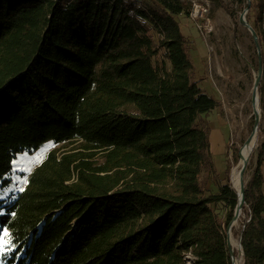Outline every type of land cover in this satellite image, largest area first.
Instances as JSON below:
<instances>
[{
	"label": "trees",
	"instance_id": "16d2710c",
	"mask_svg": "<svg viewBox=\"0 0 264 264\" xmlns=\"http://www.w3.org/2000/svg\"><path fill=\"white\" fill-rule=\"evenodd\" d=\"M247 7L264 94V0ZM189 12L183 0H0V188L19 154L61 146L0 199V264H233L238 195L210 186L198 119L219 103L194 78L177 19ZM263 160L264 139L243 264H264Z\"/></svg>",
	"mask_w": 264,
	"mask_h": 264
},
{
	"label": "rangeland",
	"instance_id": "374dc122",
	"mask_svg": "<svg viewBox=\"0 0 264 264\" xmlns=\"http://www.w3.org/2000/svg\"><path fill=\"white\" fill-rule=\"evenodd\" d=\"M190 6L188 0H183ZM208 2L209 11L200 22L187 15L177 19L181 31L192 39L190 55L194 65V78L218 105L202 113L198 122L208 131L215 174L210 177V186L218 191L219 184L230 182L232 172L239 161L242 145L254 133L257 142L245 171V184L251 179L257 166L259 147L264 139V94L263 75L257 92L260 97V114L257 129L253 93L259 73V55L250 29L241 22L247 19L248 0H201ZM61 148L53 142L43 144L34 153H21L14 161L12 181L6 188H0V199L22 189L27 177L53 149ZM235 190V189H234ZM236 191V190H235ZM249 211L242 209L237 220H233L230 237L233 239L234 257L238 264L244 263L243 248L238 246L244 222ZM5 239V238H4ZM6 240V239H5ZM6 246L1 247L4 249Z\"/></svg>",
	"mask_w": 264,
	"mask_h": 264
},
{
	"label": "water",
	"instance_id": "95a60500",
	"mask_svg": "<svg viewBox=\"0 0 264 264\" xmlns=\"http://www.w3.org/2000/svg\"><path fill=\"white\" fill-rule=\"evenodd\" d=\"M248 2H249V0H248ZM248 9H249V7H247V11H248ZM241 22L244 23L250 29V31L252 33V36L255 39L256 47H257V51H258V55H259V73H258V78H257L256 84H255V90H254V93H253V99H255L256 94H257L259 81H260V77H261L262 72H263L261 47H260V44H259V41H258V36H257L256 31L251 26V24L246 20V17H245L244 14L241 16ZM255 113H256V126H255V129H257L258 120H259V113L257 112V110H255ZM252 137H253V135L247 139V143H249L252 140ZM245 171H246V165H244L241 168V170H240V174H241V177H242V181H241L242 192H241V197L236 192L237 195H238V204H237V207H236V210H235V215H234V219L233 220H236L237 215L239 214V210L241 208H243V205H244V202H245V199H244V192H245V187H246V184H245V181H244ZM232 227H233V223H231L230 226L228 227L227 233H228V244H229V248H230V254H231L232 262H233L234 250H233V248L231 246V241H230V229ZM240 246L242 247L241 240H240ZM242 252H243V250H242Z\"/></svg>",
	"mask_w": 264,
	"mask_h": 264
},
{
	"label": "bare ground",
	"instance_id": "6f19581e",
	"mask_svg": "<svg viewBox=\"0 0 264 264\" xmlns=\"http://www.w3.org/2000/svg\"><path fill=\"white\" fill-rule=\"evenodd\" d=\"M253 105H254V109L257 110V112L260 114V97H259L258 92L256 94L254 101H253ZM256 142H257V135H256V133H254L252 140L249 143H247V141H246L242 145L240 152H239V156H240L239 161H238V163H235V167H234V170L232 172V184H233V187L236 190V192L240 195V197H241V192H242V187H241L242 177L240 174V170L244 165H246V168H247L248 163H249V161L252 157V154L254 152ZM242 209L243 208H241L239 210V214L237 215L236 220L240 217ZM230 241H231V245H232L233 239L231 237H230ZM238 246L240 247V244ZM233 263L238 264V259L234 257Z\"/></svg>",
	"mask_w": 264,
	"mask_h": 264
},
{
	"label": "built area",
	"instance_id": "2783aa9c",
	"mask_svg": "<svg viewBox=\"0 0 264 264\" xmlns=\"http://www.w3.org/2000/svg\"><path fill=\"white\" fill-rule=\"evenodd\" d=\"M190 2V12L189 17L194 21L200 22L206 18V15L209 11L208 2L201 0H188Z\"/></svg>",
	"mask_w": 264,
	"mask_h": 264
},
{
	"label": "snow or ice",
	"instance_id": "6c2138e0",
	"mask_svg": "<svg viewBox=\"0 0 264 264\" xmlns=\"http://www.w3.org/2000/svg\"><path fill=\"white\" fill-rule=\"evenodd\" d=\"M5 232H6V229L2 232H0V247H3V245L5 244H9L11 243L10 240H5L4 239V235H5ZM14 247V245H12ZM10 249H4V253L7 254V252L9 251Z\"/></svg>",
	"mask_w": 264,
	"mask_h": 264
},
{
	"label": "crops",
	"instance_id": "0c3cea01",
	"mask_svg": "<svg viewBox=\"0 0 264 264\" xmlns=\"http://www.w3.org/2000/svg\"><path fill=\"white\" fill-rule=\"evenodd\" d=\"M261 170L264 175V160L262 161V164H261ZM263 191H264V185H263Z\"/></svg>",
	"mask_w": 264,
	"mask_h": 264
}]
</instances>
